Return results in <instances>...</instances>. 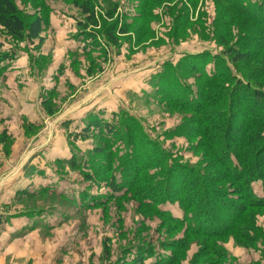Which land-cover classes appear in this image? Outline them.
Here are the masks:
<instances>
[{
    "label": "rangeland",
    "instance_id": "374dc122",
    "mask_svg": "<svg viewBox=\"0 0 264 264\" xmlns=\"http://www.w3.org/2000/svg\"><path fill=\"white\" fill-rule=\"evenodd\" d=\"M74 1L14 0L26 24L43 19L41 43L26 38L16 42L0 28V53L10 58L0 63V264H155L159 254L173 252L166 243L183 239L188 241L177 264H204L195 255L207 248L224 251L231 264H264L259 244L246 249L232 236H190L142 205L137 195L112 198L102 178L107 165L109 176L128 150L132 155L139 151V141L147 144L135 161L158 153V161L167 157L161 164L210 166L206 150L197 147L202 131L198 115L170 103L166 96L173 90L168 92L166 83L181 80L199 96L197 75L178 73L175 67L186 56L207 53L206 71L215 67L211 62L216 57L232 78L264 84V50L251 49L261 43L264 25L236 15L239 6L257 0H235L234 6L230 0H88L100 23L86 30L95 39L77 26L85 17ZM255 9L264 14L259 5ZM113 10L115 16L107 20ZM111 28L117 45L105 36ZM117 30L128 34L117 35ZM229 49L247 55L232 63L223 54ZM174 74L180 78H172ZM220 85L210 92L217 99L229 94ZM219 108L200 123L211 132L224 128ZM91 116L112 124L119 139L132 137V142L113 138L111 143L104 132H86ZM91 166L98 177L94 183L81 173ZM157 173L162 177L151 179L147 189L162 194L165 172L148 171L150 177ZM253 191L263 197L260 182L253 183ZM90 204L94 206H86ZM160 207L181 215L177 203ZM250 216L249 224L263 233L264 209L251 210ZM147 248L156 252L150 255Z\"/></svg>",
    "mask_w": 264,
    "mask_h": 264
},
{
    "label": "trees",
    "instance_id": "16d2710c",
    "mask_svg": "<svg viewBox=\"0 0 264 264\" xmlns=\"http://www.w3.org/2000/svg\"><path fill=\"white\" fill-rule=\"evenodd\" d=\"M230 1H227L229 5L234 6L235 0ZM73 5L80 11L82 17H85L83 18L84 22L77 25L84 30L83 32L89 28L100 27L91 2L77 0L73 2ZM254 5H259V8L263 9L264 0H257V3L252 5L239 6L236 15L243 21L254 24L263 23L262 25H264V14L259 9L253 10ZM115 11L113 10L106 15L107 20L113 19L116 14ZM29 20H31L30 23L26 24L20 17L14 0H0V28L6 36L16 42H23L26 38L29 41L38 40L41 43L42 39L39 36L43 19L35 17ZM86 32H89L87 37L95 39V33ZM114 32L115 29L111 28L105 33V36L111 44L117 45ZM126 34H128L127 31L117 30V35L124 36ZM263 34L262 31L261 35ZM262 38L260 39L261 43L255 44L256 46H252L251 49L263 51L264 37ZM205 54L197 57L186 56L181 61H177L175 67L178 73L186 72L194 77L197 75L195 78L199 84L197 87L199 96L190 93V89L181 80L173 79L172 83H166L169 88L168 92L173 90L171 96H166V99L169 102L172 100L175 106L198 115L196 125L201 126L202 131L197 133V137H199L197 147H203L206 150L204 155L209 156L210 166L195 169L188 165L180 166L178 162L161 164L160 162L167 157L163 156V159L158 161V153L144 162L135 161L134 157H137L139 152L141 153V147H145L147 144V142L139 141L140 150L133 155L132 153L129 154L128 151L130 150H128L119 160L115 171L112 170V174L109 173V176H106V173L111 164L107 165L102 178L107 180V188L112 198L120 199L131 193L137 195L142 205L161 217L164 222L175 226L177 229H184L190 236H202L210 240L232 236L240 241L246 249L259 244L264 250V232L262 233L260 228L249 224L251 210L264 209V84L253 83L246 78L239 79L234 76L232 78L230 70L222 65L220 58L216 57H212L211 62L215 64V67L209 72L206 71L203 59H206L208 55ZM223 54L231 56L230 61L232 63L243 61L247 55L245 53L240 54L235 49L225 50ZM8 59H10L8 54L0 53V63L9 61ZM185 61L187 62L186 65L180 64ZM262 72L260 71V73ZM172 78L180 77L174 74ZM219 84H221L220 88H227L229 94L217 99L215 94L210 92L217 90ZM216 108H219L218 114L223 118L220 120L221 123L223 124V120L225 122L222 131L219 130L217 133L207 130L205 126L200 124L211 119L208 112ZM232 111L233 113L230 115ZM49 114H51L50 111ZM233 115L237 116L234 117ZM85 130L86 132L98 130L104 132L103 138L107 142H109V137H111V143L114 139H118L116 142L125 145L132 142V137H127L129 134L126 136V140L119 139L120 134L115 126L107 122H99L96 116L89 118ZM135 147L136 150L139 149L137 141ZM94 152L101 155L103 149H95ZM104 153L106 154V152ZM73 163L76 162L73 161ZM158 163L162 165L161 168H159ZM150 168L165 172L164 184L161 187L162 194L151 193L147 189L151 179L154 181L162 177L158 173L154 177H150L148 175ZM205 170L214 171L216 174L209 175ZM81 171L85 181L94 183L95 179L98 180V177L93 173L92 166L90 170L83 169ZM141 176L142 178H140ZM255 182H260L263 197L257 196L253 191V183ZM140 187L143 189L141 190ZM144 188L148 193H145ZM143 190L144 192H142ZM169 193H174V195ZM201 194L204 197L197 196ZM80 196L84 195L80 194ZM74 200L80 202L82 197H77ZM82 202L88 204L85 201ZM167 202L177 203L180 208L177 210L181 212V215L174 216L175 211H164L160 206ZM86 206L93 207L94 204ZM245 218L247 219L245 220ZM241 222L244 223L239 225ZM255 233L261 234L262 239L256 237ZM187 241V239H183L181 242L164 243L173 252H170L168 256L159 254V259L155 264H177L179 253L184 250ZM153 251L156 252L153 248H147L145 252L151 255ZM195 257L196 260L204 264H231L224 251L219 253V251L208 250L207 248L206 252L196 254ZM262 260L264 261V254Z\"/></svg>",
    "mask_w": 264,
    "mask_h": 264
},
{
    "label": "crops",
    "instance_id": "0c3cea01",
    "mask_svg": "<svg viewBox=\"0 0 264 264\" xmlns=\"http://www.w3.org/2000/svg\"><path fill=\"white\" fill-rule=\"evenodd\" d=\"M17 59V58H16ZM20 68H18V70H19ZM17 73H19V72H17Z\"/></svg>",
    "mask_w": 264,
    "mask_h": 264
}]
</instances>
